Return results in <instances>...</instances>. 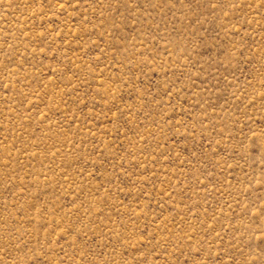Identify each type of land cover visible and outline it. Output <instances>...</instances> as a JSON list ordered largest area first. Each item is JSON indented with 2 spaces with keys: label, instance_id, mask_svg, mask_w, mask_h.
I'll return each instance as SVG.
<instances>
[{
  "label": "rangeland",
  "instance_id": "1",
  "mask_svg": "<svg viewBox=\"0 0 264 264\" xmlns=\"http://www.w3.org/2000/svg\"><path fill=\"white\" fill-rule=\"evenodd\" d=\"M0 264H264V0H0Z\"/></svg>",
  "mask_w": 264,
  "mask_h": 264
}]
</instances>
